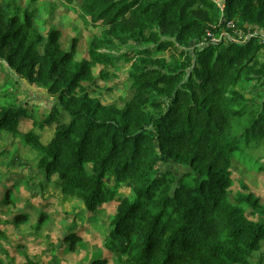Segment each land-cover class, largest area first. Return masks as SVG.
<instances>
[{
  "label": "trees",
  "instance_id": "1",
  "mask_svg": "<svg viewBox=\"0 0 264 264\" xmlns=\"http://www.w3.org/2000/svg\"><path fill=\"white\" fill-rule=\"evenodd\" d=\"M68 1H77L85 21L102 23L82 59L76 37L65 50L58 28L39 29V1L0 0V58L58 102L32 122L40 134L53 132L45 144L32 124L20 123L25 106L0 107V132L34 152L43 176L31 197L58 192L75 197L88 216L109 214L97 264L104 251L123 264H264L250 260L264 242V200L244 183L230 198L232 161L243 146L258 149L254 160L264 171V43L190 49L218 21L211 0ZM225 2V16L239 27L264 30V0ZM123 65L133 92L123 105L85 89L95 68L106 78L104 69ZM168 162L186 169L178 177L160 168ZM53 178L57 190L45 194ZM10 194L5 201L14 204ZM47 219L41 211L37 226ZM65 239L69 250L82 242L77 233Z\"/></svg>",
  "mask_w": 264,
  "mask_h": 264
},
{
  "label": "rangeland",
  "instance_id": "2",
  "mask_svg": "<svg viewBox=\"0 0 264 264\" xmlns=\"http://www.w3.org/2000/svg\"><path fill=\"white\" fill-rule=\"evenodd\" d=\"M15 1L21 7H25L31 0ZM37 1L40 3L37 12L39 29L45 33L49 28H58L62 33L61 41L65 50L70 49L71 41L76 37L78 39L76 58H85L88 40L92 35L100 32L102 23L92 24V21H85L77 1ZM122 63L120 62L119 65ZM100 67L93 70V80L84 83L85 89L104 104L123 105L133 93L127 76V67L124 65L120 69L102 67L103 71H108L106 78L99 76ZM253 95V92L247 94L248 97ZM53 104H58L56 96L49 94L44 86L28 82L0 58V107L1 105L25 106L27 114L22 115L20 123L32 124L38 118V122H41L48 115ZM32 125L33 131H37V134L32 132V135L38 136L44 144L49 142L53 135L52 126L45 127L48 132L51 131V134L43 135L40 134L45 131L42 127H38L36 122ZM24 130H29V127ZM5 134L6 132H0L1 261L4 264H94V262L97 264L101 256L99 248L108 233L109 214L105 212L88 216L75 197L62 200L58 197L60 195L58 192H55V198L45 196L40 202L38 197H31V192L39 190V183L41 181L43 183V176L36 168L34 152L26 151L18 136ZM258 153V149L252 146H243L242 151L237 152L238 156L232 161L231 199L237 191L242 190L240 185L244 183L250 190L258 193L263 202L264 171L257 169L258 161L254 160V155ZM260 162L264 163V158ZM160 168L171 169L178 177L186 169L184 165L176 162L160 163ZM53 180L50 186L49 183L47 184L45 194L57 190V187L53 188V183L58 179L53 178ZM108 185H111V182H108ZM10 190L12 196L10 200L13 201L14 198V204L5 201V192ZM41 211H44L49 219L37 226ZM27 212L30 216L27 223L15 225L13 216ZM72 233H77L82 238V242H76L74 249L69 250L67 247L71 239L66 241L65 238ZM101 258L103 264H123L116 254H108L104 251ZM258 259H264V242L261 248L250 256L251 262H256Z\"/></svg>",
  "mask_w": 264,
  "mask_h": 264
},
{
  "label": "built area",
  "instance_id": "3",
  "mask_svg": "<svg viewBox=\"0 0 264 264\" xmlns=\"http://www.w3.org/2000/svg\"><path fill=\"white\" fill-rule=\"evenodd\" d=\"M220 11L218 21L209 24L202 36L195 39L190 49L204 48L209 45L224 47L228 44H245L251 39L264 43V30L256 26L239 27L234 19L225 16V0H211Z\"/></svg>",
  "mask_w": 264,
  "mask_h": 264
}]
</instances>
